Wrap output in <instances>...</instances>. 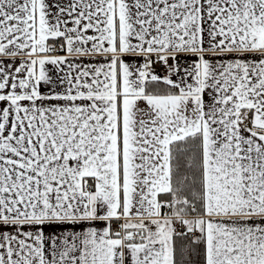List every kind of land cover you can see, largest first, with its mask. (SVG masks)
Here are the masks:
<instances>
[{
    "label": "snow or ice",
    "instance_id": "1",
    "mask_svg": "<svg viewBox=\"0 0 264 264\" xmlns=\"http://www.w3.org/2000/svg\"><path fill=\"white\" fill-rule=\"evenodd\" d=\"M0 264H264V0H0Z\"/></svg>",
    "mask_w": 264,
    "mask_h": 264
}]
</instances>
